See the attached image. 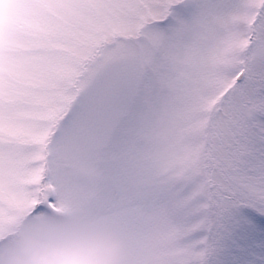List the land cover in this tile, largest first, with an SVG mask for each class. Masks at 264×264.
Instances as JSON below:
<instances>
[{"label":"snow or ice","instance_id":"6c2138e0","mask_svg":"<svg viewBox=\"0 0 264 264\" xmlns=\"http://www.w3.org/2000/svg\"><path fill=\"white\" fill-rule=\"evenodd\" d=\"M52 216L264 264V0H0V247Z\"/></svg>","mask_w":264,"mask_h":264},{"label":"clouds","instance_id":"9594fccd","mask_svg":"<svg viewBox=\"0 0 264 264\" xmlns=\"http://www.w3.org/2000/svg\"><path fill=\"white\" fill-rule=\"evenodd\" d=\"M0 264H126L123 241L70 216H52L26 226Z\"/></svg>","mask_w":264,"mask_h":264},{"label":"rangeland","instance_id":"374dc122","mask_svg":"<svg viewBox=\"0 0 264 264\" xmlns=\"http://www.w3.org/2000/svg\"><path fill=\"white\" fill-rule=\"evenodd\" d=\"M74 218H76L79 223H81V224H83V225H85L87 227L93 228V229H95L97 231H101V232H114V231H112L111 229H109L108 227H106L104 225L94 224V223H91L89 221H86V220H84L82 218H78V217H74ZM16 239H17V237L14 240L10 241L8 243V245H5V246L0 247V253H4L8 249H10L13 246L14 242L16 241Z\"/></svg>","mask_w":264,"mask_h":264}]
</instances>
